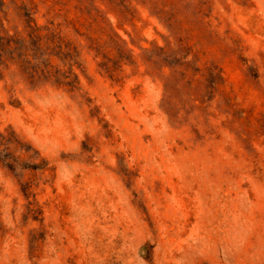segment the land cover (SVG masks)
I'll return each mask as SVG.
<instances>
[{
	"label": "rangeland",
	"instance_id": "374dc122",
	"mask_svg": "<svg viewBox=\"0 0 264 264\" xmlns=\"http://www.w3.org/2000/svg\"><path fill=\"white\" fill-rule=\"evenodd\" d=\"M0 264H264V0H0Z\"/></svg>",
	"mask_w": 264,
	"mask_h": 264
},
{
	"label": "trees",
	"instance_id": "16d2710c",
	"mask_svg": "<svg viewBox=\"0 0 264 264\" xmlns=\"http://www.w3.org/2000/svg\"><path fill=\"white\" fill-rule=\"evenodd\" d=\"M9 51L7 49L4 48H0V60L2 61L7 55H8ZM4 63L0 62V68L1 65H3Z\"/></svg>",
	"mask_w": 264,
	"mask_h": 264
}]
</instances>
